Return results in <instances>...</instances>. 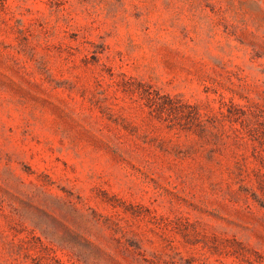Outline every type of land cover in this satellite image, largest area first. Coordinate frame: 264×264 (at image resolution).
Listing matches in <instances>:
<instances>
[{"label": "rangeland", "instance_id": "1", "mask_svg": "<svg viewBox=\"0 0 264 264\" xmlns=\"http://www.w3.org/2000/svg\"><path fill=\"white\" fill-rule=\"evenodd\" d=\"M0 264H264V0H0Z\"/></svg>", "mask_w": 264, "mask_h": 264}]
</instances>
